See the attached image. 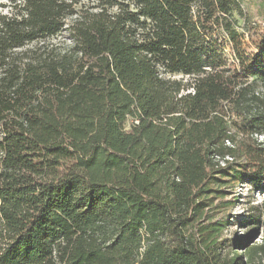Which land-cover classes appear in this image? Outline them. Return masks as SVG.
Returning a JSON list of instances; mask_svg holds the SVG:
<instances>
[{"label":"trees","instance_id":"trees-1","mask_svg":"<svg viewBox=\"0 0 264 264\" xmlns=\"http://www.w3.org/2000/svg\"><path fill=\"white\" fill-rule=\"evenodd\" d=\"M260 83L241 0H0V264H262Z\"/></svg>","mask_w":264,"mask_h":264},{"label":"rangeland","instance_id":"rangeland-1","mask_svg":"<svg viewBox=\"0 0 264 264\" xmlns=\"http://www.w3.org/2000/svg\"><path fill=\"white\" fill-rule=\"evenodd\" d=\"M241 3L252 23H264V0H241ZM259 87L264 91V83H260ZM225 200L237 202L234 207L225 211L231 224L225 230L224 238L239 240L251 237V246H264V186L238 185ZM239 253L242 254L243 251L239 250ZM261 262L264 264V255Z\"/></svg>","mask_w":264,"mask_h":264}]
</instances>
